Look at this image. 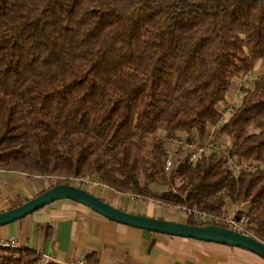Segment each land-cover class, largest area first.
Listing matches in <instances>:
<instances>
[{
	"label": "trees",
	"instance_id": "16d2710c",
	"mask_svg": "<svg viewBox=\"0 0 264 264\" xmlns=\"http://www.w3.org/2000/svg\"><path fill=\"white\" fill-rule=\"evenodd\" d=\"M257 67L264 0H0V171L46 182L38 195L56 178L97 179L218 217L243 204L264 243V73L216 131L232 140L235 176L217 154L191 164L177 150L163 168L165 138L205 141L234 81ZM42 260L0 245V264Z\"/></svg>",
	"mask_w": 264,
	"mask_h": 264
},
{
	"label": "crops",
	"instance_id": "0c3cea01",
	"mask_svg": "<svg viewBox=\"0 0 264 264\" xmlns=\"http://www.w3.org/2000/svg\"><path fill=\"white\" fill-rule=\"evenodd\" d=\"M253 76L254 73L245 87L252 85ZM236 81L240 85L233 87L231 98L233 103L239 104L242 85L241 79ZM37 181L39 179L25 174L0 171L1 212L12 209V202L20 199L26 202L38 196ZM109 190L102 189L99 195L120 206V200L110 196ZM140 203L166 207L149 203L148 199ZM236 208L233 207V212ZM149 213L152 218H163L152 208ZM12 239L17 240L20 248L48 256L54 262L86 258L91 264L88 256L96 254L95 264H264V259L241 248L132 228L69 200L55 202L22 220L0 227V245L5 246ZM47 262L49 260H42V263Z\"/></svg>",
	"mask_w": 264,
	"mask_h": 264
},
{
	"label": "water",
	"instance_id": "95a60500",
	"mask_svg": "<svg viewBox=\"0 0 264 264\" xmlns=\"http://www.w3.org/2000/svg\"><path fill=\"white\" fill-rule=\"evenodd\" d=\"M77 202L98 215L132 228L172 237L213 242L250 251L264 259V243L217 225L192 226L184 222H168L120 210L104 199L69 184H58L22 205L0 212V227L10 225L58 201Z\"/></svg>",
	"mask_w": 264,
	"mask_h": 264
},
{
	"label": "built area",
	"instance_id": "2783aa9c",
	"mask_svg": "<svg viewBox=\"0 0 264 264\" xmlns=\"http://www.w3.org/2000/svg\"><path fill=\"white\" fill-rule=\"evenodd\" d=\"M252 78V74L248 73L242 77L241 85L245 86V83ZM236 103L228 105L223 108L222 110V117L220 121L212 127L210 134L208 135L205 141H197V140H187L184 137L178 136H169L165 138L166 148H167V156L164 159L163 168L167 174H170L175 165V156L174 150L183 149L188 156L189 162L194 164L200 158L209 155V154H217L221 155L225 158L227 164L231 168V175L235 176L238 168V164L236 161L231 157L229 149L216 137V131L219 130L227 121L228 117L234 112L236 107ZM248 169H255L254 166L246 165ZM73 182H77L83 185H93L96 187H107L104 186L99 180L97 179H71ZM132 199L136 200V202H141L142 200H147L146 198L142 197H135L130 196ZM181 211L185 212L186 214H190L196 219L197 221L206 225H217L224 227L226 229L238 232L240 234H245L248 236L250 232L246 226V215L241 210L243 209V204L237 205L236 211L232 217H218L213 214L200 211L196 208H186V207H179ZM5 246L12 247V248H20L19 244L16 239L10 240ZM42 255V254H41ZM43 259L49 260V262H54L51 260L50 257L43 255ZM58 264H88L86 258H82L79 260H68V261H57Z\"/></svg>",
	"mask_w": 264,
	"mask_h": 264
},
{
	"label": "rangeland",
	"instance_id": "374dc122",
	"mask_svg": "<svg viewBox=\"0 0 264 264\" xmlns=\"http://www.w3.org/2000/svg\"><path fill=\"white\" fill-rule=\"evenodd\" d=\"M264 71L261 70V68L257 67V70H255L254 72V78L260 74H263ZM240 85V83L238 81H234V86H236V88H238ZM236 92V90L234 91V93ZM233 95V91L231 90L228 94V98H227V103L228 104H233V101H232V98L231 96ZM234 97V96H233ZM197 141H200L197 139ZM220 141L226 145L228 144L229 142L232 143V140L229 139L228 137H225L223 136L222 138H220ZM177 150H180V157H184L185 156V151L183 149H177ZM177 150H174V152H177ZM57 181L61 183H66V182H69L71 185L73 186H76V187H81L83 188L84 190H87L88 192L98 196L101 198V196L99 194H101L102 192H100L102 189L105 190V188L107 187H96V186H93V185H83V184H79L77 182H73L71 179L69 180H66L65 178H56ZM47 184L46 182H42V181H37L36 182V186H37V189L39 191H41V189H43V187H45ZM109 195L110 196H113V197H117L121 204L120 206H117L118 204H114L112 203V201L110 202L109 199H106L108 203H110L111 205H113L114 207L120 209V210H123V211H126L128 213H136V214H140V215H143V216H148L150 217V213H149V210L150 208H152L153 212L154 213H159L161 215V219H164V221H168V222H184L186 223L187 221V214L183 211L180 210L179 207L177 208H168V207H157L156 205H148V206H144L143 204H141L140 202H136V200L132 199V198H129V197H126L125 195H118L116 194V192L114 191H111L109 190L108 191ZM32 199V198H30ZM147 199V198H146ZM29 200V199H28ZM152 203L151 200H149V203ZM23 203H25V200H19V201H16V202H12L11 203V206L13 207H17L19 205H22ZM162 205V204H161ZM229 206H227V212L225 213V216L226 217H232L234 215L235 212H233V207L236 208L234 205L232 204H228ZM13 207V208H14ZM143 209V210H142ZM1 212V210H0ZM155 217V216H154ZM38 264H44L42 263V261L38 262Z\"/></svg>",
	"mask_w": 264,
	"mask_h": 264
}]
</instances>
